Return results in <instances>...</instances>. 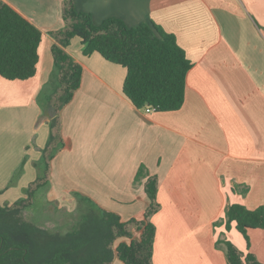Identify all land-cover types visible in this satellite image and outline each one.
Returning a JSON list of instances; mask_svg holds the SVG:
<instances>
[{
  "label": "crops",
  "instance_id": "0c3cea01",
  "mask_svg": "<svg viewBox=\"0 0 264 264\" xmlns=\"http://www.w3.org/2000/svg\"><path fill=\"white\" fill-rule=\"evenodd\" d=\"M4 1L43 39L35 76L0 75V205L25 197L39 175L35 163L50 134L49 117L41 116L54 67L50 31L64 26L63 0ZM74 2L96 24L154 21L176 35L193 66L179 110L139 109L123 93L127 69L98 52L84 55L73 38L67 50L83 74L61 111L66 145L52 160L47 198L78 192L123 221L142 219L150 204L145 181L157 176L153 264H229L224 239L264 264V229L249 230L246 239L223 222L233 203L264 205V0Z\"/></svg>",
  "mask_w": 264,
  "mask_h": 264
},
{
  "label": "trees",
  "instance_id": "16d2710c",
  "mask_svg": "<svg viewBox=\"0 0 264 264\" xmlns=\"http://www.w3.org/2000/svg\"><path fill=\"white\" fill-rule=\"evenodd\" d=\"M64 26L50 31L54 39V67L41 96L42 117L50 120V134L40 159L35 163L37 178L26 189V196L12 204L0 205V264H153L156 226L151 217L160 209L158 178L148 176L145 192L150 200L142 219L123 221L121 216L98 206L104 229L101 237L88 238L80 223L65 234L50 232L19 217L31 207L36 193L50 185L51 163L66 141L61 130V111L81 86L83 67L68 52L71 40L79 37L84 55L94 52L127 69L125 96L139 109L157 112L179 110L185 102L187 76L193 62L174 33L154 21L130 27L121 18L110 17L96 24L92 16L78 11L74 0H63ZM43 32L4 0H0V75L8 80H25L36 75ZM23 164L14 179L22 173ZM142 166L136 177L145 173ZM236 191V188H234ZM84 218L83 220H85ZM226 230L236 229L248 239V231L264 229V205L249 209L233 203L225 210ZM119 237L128 238L115 247ZM229 264H262L256 256L244 254L232 241H222Z\"/></svg>",
  "mask_w": 264,
  "mask_h": 264
},
{
  "label": "rangeland",
  "instance_id": "374dc122",
  "mask_svg": "<svg viewBox=\"0 0 264 264\" xmlns=\"http://www.w3.org/2000/svg\"><path fill=\"white\" fill-rule=\"evenodd\" d=\"M47 192L46 188L40 189L35 195L32 206L24 209L19 217L40 228L59 234L71 231L80 223L83 226V233L89 235L88 238L101 237L100 233L104 229L100 222L101 211L88 199L78 192L64 198L54 197V194L47 198ZM84 218L86 219L83 220ZM121 241H123L122 237L117 238L115 247Z\"/></svg>",
  "mask_w": 264,
  "mask_h": 264
}]
</instances>
